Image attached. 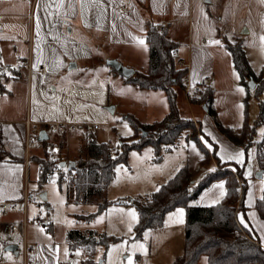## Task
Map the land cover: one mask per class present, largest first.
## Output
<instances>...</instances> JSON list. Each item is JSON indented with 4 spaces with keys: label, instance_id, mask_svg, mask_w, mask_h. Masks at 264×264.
Returning <instances> with one entry per match:
<instances>
[{
    "label": "rangeland",
    "instance_id": "1",
    "mask_svg": "<svg viewBox=\"0 0 264 264\" xmlns=\"http://www.w3.org/2000/svg\"><path fill=\"white\" fill-rule=\"evenodd\" d=\"M34 14L35 10L28 1L0 3V65L4 73L8 68L16 67L18 54L31 59L33 70L30 75L41 66H34L31 55L35 51ZM98 31L95 32L100 38H95V44L87 32L76 27L72 33L67 32L70 40L79 41L83 49L89 46L93 56L77 53L78 57L71 58L64 53L60 55L55 49L48 59H43V81L36 80L35 75L32 78L33 113L43 103L45 116L55 118L64 115V118L77 124V128L69 133L70 143L60 145L55 158L71 156L77 153L80 146L85 154L91 144L103 142H107L115 152L121 137L136 132L126 115H134L143 123H152L163 119L169 112L165 90L143 88L125 80L107 62L119 54L118 51L128 56L127 59H118L124 65L147 72L148 45H107L104 33ZM136 32L139 33V30L136 29ZM189 32L192 33L191 40ZM175 34L180 42L178 56L184 57L189 74L193 73L195 78L204 74L206 83L213 89L217 118L235 130L242 127L246 118L250 124H255L259 98L264 97V92L257 93L249 85L250 79L248 86L241 83L233 55L225 43L227 40L242 42L255 74H260L264 65V0H195L192 21L176 26ZM190 42L195 46L192 50L188 46ZM56 45L52 42L53 47ZM71 63H76V66L70 68ZM205 73L208 75L205 76ZM30 79L27 75L23 78L26 82L13 83L14 95L9 93L5 100L11 114L25 116L30 110ZM67 85L71 88L62 92ZM185 89L176 87L180 116L196 118L203 130L218 143L219 154L224 159L237 162V159H229L228 156L243 153L238 157V163L244 166V176L248 182L246 196L248 199L253 193L257 197L262 196L264 176H257L260 170L257 144L263 138L264 126H258L255 142L246 151L221 133L204 105L190 102ZM204 90L205 86L198 96ZM110 105L115 107L113 112L108 109ZM80 123H97L99 127L83 129ZM196 126L199 129V124ZM198 136L212 154L215 148L213 141L200 131ZM214 137H218V140ZM155 157L154 147L150 144L141 149H131L127 163L116 166L114 178L102 192L101 199L107 198L113 202L90 220L77 218L76 214L96 212L98 202L92 199L82 201L76 195L69 199L67 186L61 182L62 176L59 174H50L49 179L40 185L35 165L31 170L28 192L33 193L37 201L28 204V226L24 225L23 213L3 214L0 207V264H29L31 252L27 255L24 253L25 243L36 247L35 254L43 264H177L175 261L183 253L185 245L186 207L175 208V211L166 214L161 226L146 229L143 236L137 239L134 238V226L138 221V210L135 205L119 200L150 195L185 164L192 172L193 188H196L207 173L215 170L217 160L212 158L202 162L205 151L187 133L180 136L171 150L163 149L159 160H155ZM231 167L235 169L233 165ZM225 192V181L216 180L191 199L189 204L212 205L219 202ZM6 222H15L18 230L10 232L5 226ZM71 229L96 230L101 233L98 236L101 242L85 255L80 249L71 250L67 243V234ZM8 241L18 245V253L5 249ZM84 258L87 260L83 263ZM199 264H208L206 255L201 256Z\"/></svg>",
    "mask_w": 264,
    "mask_h": 264
},
{
    "label": "trees",
    "instance_id": "2",
    "mask_svg": "<svg viewBox=\"0 0 264 264\" xmlns=\"http://www.w3.org/2000/svg\"><path fill=\"white\" fill-rule=\"evenodd\" d=\"M145 38L149 47V69L147 72L135 70L134 74L125 80L143 88L165 90L169 100V112L163 119L152 123H143L134 115H126L136 132L134 135L121 137L115 152L107 142L93 143L89 150L86 149L85 154L82 152L74 159V176L66 184L69 199L76 195L82 201L92 199L98 202L96 212L79 215V218L90 220L113 202L107 198L101 199L102 192L114 178L116 166L127 163L131 149H141L150 144L156 153L155 160H159L163 149L171 150L180 136L187 133V136L197 140L205 151L202 162L212 158L217 160L215 170L207 173L198 187L193 188V175L185 164L177 168L175 173L150 195L119 200L121 203L135 205L138 210L134 238H141L148 228L161 226L168 212L185 206V245L183 253L175 261L177 264H199L202 255L207 256L208 264H264V247L259 237L255 231L243 225L238 217L240 210H247L245 196L248 182L244 176V166L236 161L223 162L218 158V146L215 142L214 151L210 154L198 136L199 131L203 134L201 125L198 129V123L193 118L186 119L179 114L176 87L185 89L189 75V67L176 53L180 44L172 40L160 25L151 21L147 23ZM225 45L233 55L241 83L248 86V80L253 79L257 93L264 92V65L260 74L256 75L242 42L227 40ZM189 99L194 105H204L221 133L246 151L255 142L258 126H264V97L259 98V112L255 124H250L246 118L239 130L225 126L217 118L211 86L206 85L200 96ZM65 142V136L61 137L60 145H65ZM257 146L260 169L264 170V135ZM60 161V158L51 157L49 154L39 159L43 165V174L38 179L40 185L49 179L55 164ZM222 179L226 184V192L219 202L212 205L189 204L191 199L198 196L213 181ZM255 208L264 219V192L256 199ZM100 234L93 229H71L67 234L69 249H80L85 255L101 242L98 237ZM86 260L87 258H84L82 262Z\"/></svg>",
    "mask_w": 264,
    "mask_h": 264
},
{
    "label": "crops",
    "instance_id": "3",
    "mask_svg": "<svg viewBox=\"0 0 264 264\" xmlns=\"http://www.w3.org/2000/svg\"><path fill=\"white\" fill-rule=\"evenodd\" d=\"M14 1H28L32 10H35V51L31 52L34 66L38 64L42 66L43 59H48L51 52L55 51V49L58 50L60 55L64 53L71 58L78 57L79 53L93 56V51L89 46L87 49H83L79 46L81 44L79 41L70 40L67 32L72 33L74 27L87 32L89 39L94 44L96 42L95 38H100L95 32L99 30L98 33H104L105 44L123 45L124 47H126L125 45H130L132 47L138 44L141 46H144V44L148 45L145 34L147 23L151 21L160 25V27L164 26L168 36L178 42L175 28L192 21V9L195 2V0H0V3L8 4ZM206 1L212 2V0ZM136 29L139 30V33L136 32ZM191 38L192 33L189 32V40ZM53 39L54 41H52ZM52 42L57 43L56 47L52 46ZM178 43L180 44V42ZM97 46L99 47L100 45ZM188 46L191 50L195 47L191 42ZM179 51L178 47L176 51L177 55H179ZM116 52L119 54H115V56H112L113 58H128L122 52ZM18 56L27 58L21 54H18ZM179 57L184 60L182 55ZM110 71L113 70L110 68ZM31 72L26 67L16 65L14 68H8L7 73H4L0 65V207L4 201L20 200L25 192H28L31 170L36 165V170L38 171L40 165L39 159L48 154L51 142L59 143L60 138L65 136L67 144L70 143L69 134H54L46 125V123L51 121H70L64 118V115H59L55 118L45 116L43 113V103H40L38 111L33 113L31 109L33 96L32 78L35 75L36 80L42 82L44 73L41 74L38 69L32 75H30ZM209 73L211 72L209 71ZM27 75L29 79L31 78L29 80V91H31L30 110L25 116L11 114L5 100L9 96V93L10 95H14L15 89L12 86L13 83L23 80L24 76ZM203 75L200 78H195L193 73L189 74L188 81L191 85L203 84L206 88L208 84L205 80L206 77ZM206 75L208 73H205ZM123 78L125 79V77ZM23 82H26V80H23ZM69 88H71L70 85L64 86L61 91L66 92ZM193 119L201 125L196 118ZM41 129H46L49 133L48 142L38 139ZM202 131L203 136L217 143L203 128ZM214 138L218 140V137ZM217 146V157L223 162L230 161L224 159L219 154L218 143ZM233 147L237 148V145L233 144ZM81 148L80 146L77 153L71 156H62L60 158L61 161L74 160L84 152ZM257 198L254 193L253 195L251 194L249 199L245 196L247 210L246 212L240 210L238 217L243 225L255 231L261 245L264 247V219L255 208ZM86 214L88 213H78L76 216L79 218V215ZM80 219L85 220L84 218ZM10 243L12 242L8 241L5 245ZM35 253L31 252L29 264H43V261H40L38 255Z\"/></svg>",
    "mask_w": 264,
    "mask_h": 264
},
{
    "label": "built area",
    "instance_id": "4",
    "mask_svg": "<svg viewBox=\"0 0 264 264\" xmlns=\"http://www.w3.org/2000/svg\"><path fill=\"white\" fill-rule=\"evenodd\" d=\"M161 29H165L164 26H161ZM17 65L21 67H28L30 71L33 69L32 61L31 59L25 58L23 56H18L16 59ZM38 71L43 74L45 71L44 66H40L38 68ZM203 84H195L191 85L189 81L187 80L186 82V92L188 95V98L193 97V96H198L203 88ZM46 125L50 128V130L54 134H69L72 130H75L77 128V124L70 122V121H51L46 123ZM37 126V125H36ZM81 128H98L99 125L97 123L93 125H88L86 123H80ZM60 150V145L57 142H51L48 148V154L51 157H56L59 153ZM52 173L59 174L62 176L61 182L63 184H67L68 181L71 179V177L74 176V170L69 167V165L62 166L60 165V162H57L52 169ZM38 174L41 176L43 174V165H39L38 169ZM37 201V197L30 193V192H25L23 197L20 200H11V201H4L1 204V209L4 214L11 213V212H21L24 214V225L25 227L28 226L30 223V220L27 218V207L30 202ZM5 226L8 228L10 232H15L18 230V225L15 222H6ZM26 229V228H25ZM36 247L34 245L28 246L27 243H25V248H24V253L27 255L29 252H35Z\"/></svg>",
    "mask_w": 264,
    "mask_h": 264
},
{
    "label": "water",
    "instance_id": "5",
    "mask_svg": "<svg viewBox=\"0 0 264 264\" xmlns=\"http://www.w3.org/2000/svg\"><path fill=\"white\" fill-rule=\"evenodd\" d=\"M107 62H108V64L112 65L115 68V70L121 76H123L125 78L131 77L134 74V72H135L134 68L124 65L118 59H115V58L109 59ZM75 66H76L75 63H71L70 68L75 67ZM249 85L252 88H255L256 82L253 79H250ZM114 108L115 107L113 105L108 106V109L110 111H112V112L114 111ZM38 139L39 140H47V139H49V133L47 132L46 129H41L39 131ZM60 165H62V166L69 165V167L73 168V167H75L76 163H75V160H62V161H60ZM257 176L258 177H263L264 176V170L260 169L257 172ZM44 195L45 194H43L42 196H44ZM18 248H19L18 245L17 244H13V243H10V244L5 246L6 250L15 251V252H18Z\"/></svg>",
    "mask_w": 264,
    "mask_h": 264
},
{
    "label": "snow or ice",
    "instance_id": "6",
    "mask_svg": "<svg viewBox=\"0 0 264 264\" xmlns=\"http://www.w3.org/2000/svg\"><path fill=\"white\" fill-rule=\"evenodd\" d=\"M141 43H143V41H141ZM215 43H219V41H216ZM241 91H243V89H241ZM242 155H243V153H238L237 156L234 157V156L229 155L228 158L229 159H237V162H240L238 157H240ZM220 187L223 188V185H220ZM181 214H182V210H181Z\"/></svg>",
    "mask_w": 264,
    "mask_h": 264
}]
</instances>
